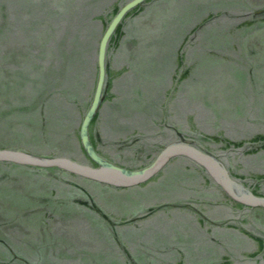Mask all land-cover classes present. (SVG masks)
I'll return each mask as SVG.
<instances>
[{
  "label": "rangeland",
  "instance_id": "374dc122",
  "mask_svg": "<svg viewBox=\"0 0 264 264\" xmlns=\"http://www.w3.org/2000/svg\"><path fill=\"white\" fill-rule=\"evenodd\" d=\"M63 1L0 0L4 49L32 14L87 15L70 46L60 27L63 59L49 75L37 63L43 53L33 59L15 44L18 59L0 55V148L89 164L78 130L98 41L127 0ZM120 31L107 45L105 99L88 129L100 155L135 169L181 135L264 195V0H146ZM156 175L120 188L0 162V264H264V208L235 204L180 155Z\"/></svg>",
  "mask_w": 264,
  "mask_h": 264
},
{
  "label": "water",
  "instance_id": "95a60500",
  "mask_svg": "<svg viewBox=\"0 0 264 264\" xmlns=\"http://www.w3.org/2000/svg\"><path fill=\"white\" fill-rule=\"evenodd\" d=\"M145 0H127L110 18L107 26L98 41L97 49V79L94 85L92 99L81 118L79 126V143L87 154L91 163L86 164L78 162L71 157L64 155H42L27 150L16 148H0V162L6 161L16 163L22 166L40 167V168H56L66 173L81 176L89 180H94L101 184L115 186L120 188L136 186L146 182L152 176L163 168L168 160L178 155L193 160L202 167L220 189L234 202H239L244 206L262 207L264 208V195L256 194L247 185L235 177H232L229 169H227L224 161L218 158L212 151L199 147L194 141L187 140L179 135L178 139L167 142L162 146L156 156L145 166L130 169L120 164L108 160L103 155L97 153L89 136V124L92 118L98 113L99 106L103 101L105 79H106V49L107 42L121 19L128 13L131 8L139 6Z\"/></svg>",
  "mask_w": 264,
  "mask_h": 264
},
{
  "label": "trees",
  "instance_id": "16d2710c",
  "mask_svg": "<svg viewBox=\"0 0 264 264\" xmlns=\"http://www.w3.org/2000/svg\"><path fill=\"white\" fill-rule=\"evenodd\" d=\"M141 4H139V6ZM58 6H60V5L58 4ZM120 6H116V7L112 8L110 14L113 16L117 12V10ZM139 6L131 8V10H129L128 13L136 11L137 9H139ZM101 10L98 9V14H95V15H100V18L101 17L103 18L106 11L103 10V8ZM59 11L62 13L57 12L56 14H51L52 17L50 15H47L46 17H44L45 15L42 14L41 18H39V19H37V17L33 18L32 15H34V14H32L31 15L32 18L31 17H29L27 19L24 18V19H26L25 22L21 23L22 25H20L17 30H14L13 34L10 33V36H12V39H13L12 43H15L17 45L16 47L18 48L19 51L23 49L27 53V55L29 54L30 57L33 59H35L37 57V55L39 56L40 54L43 53L42 57H44L45 59L42 58V59L38 60L39 62L37 60H35V61H37V63H39L41 65V67L43 64L42 68L47 71L48 75H49L50 71L54 72V70H56L58 68L57 66L59 65L61 59H63V56L60 55V52L58 49L59 48L58 46L60 45L58 38L62 37V35H63L61 33L62 31H61L60 27H62V28L65 27V28L69 29V34H68L69 38L66 37L68 39V41H66L67 43L64 42L63 44L70 46V45H72L71 43H73L70 41V39L73 40L72 36H74L72 31H74L75 28H77V27H82L83 26L82 24L87 23V22H85V20L87 19V17H86L87 15H84L85 12L84 13L80 12L78 14L73 13V15H71V14H68L69 12H67V11H64V10H59ZM42 13H44V12H42ZM65 13L68 16L63 17V15ZM128 13L126 15H128ZM74 16H75V18H77V20H78L77 22H74V20H72ZM82 16H84V17L81 18ZM85 17H86V19H85ZM123 18L121 19L122 21H123ZM59 19H64V20H62V22H60L61 24L57 23L59 21ZM88 20H90V19L88 18ZM122 21L118 24V27L115 29V32L109 38L108 42L109 41L111 42L113 40V38L115 37V35H117L118 32H121L120 28H121ZM15 44H13V45L15 46ZM63 44H61V45H63ZM13 45H8L7 46L8 48L5 47V49L2 47V45L0 46V55H2L3 57L7 56L10 59V61H12V62H13L12 59L15 60V59H18V57H19L17 55L19 53H18L17 49L13 47ZM106 51H107V49H106ZM0 61H1V58H0ZM1 64L2 63H0V65ZM0 67L2 68V65ZM34 68H36L37 71L39 69L38 65H36ZM5 70H8V69L5 68ZM21 71L16 69V73L19 72L21 74ZM37 75L38 74H36V76ZM105 76L108 77L106 74H105ZM40 84H41V81L36 82L35 87L38 88V86H40ZM56 95H57V93H56ZM38 98L44 100V97L39 96ZM104 99H105V97H104ZM104 99H103V101H104ZM97 115H98V113L92 118L91 123L94 122ZM90 139L92 142V138H90ZM92 143H93L94 148L97 151V153H99L98 150L96 149L95 143L94 142H92ZM158 150H157V152H158ZM251 190H253V189L251 188ZM253 191L256 194L258 193L256 190H253ZM228 199H230V198L228 197ZM234 203L236 204L237 202H234ZM237 204L246 208V209L252 208L249 206L246 207L240 203H237ZM258 207H260V206H258ZM258 207H253V208H258Z\"/></svg>",
  "mask_w": 264,
  "mask_h": 264
},
{
  "label": "flooded vegetation",
  "instance_id": "af4514ba",
  "mask_svg": "<svg viewBox=\"0 0 264 264\" xmlns=\"http://www.w3.org/2000/svg\"><path fill=\"white\" fill-rule=\"evenodd\" d=\"M89 125H90V124H89ZM177 139H178V138H177ZM90 140H91V139H90ZM168 142H169V141H168ZM163 146H164V145H163ZM161 147H162V146H161ZM161 147H160V148H161ZM204 149H206V148H204ZM156 154H157V153H156ZM155 156H156V155H155ZM173 158H174V157H173ZM169 160H170V159H169ZM169 160H168V162H169ZM167 164H168V163H167ZM167 164H166V165H167ZM166 165H165V166H166ZM161 169H162V168H161ZM161 169H160V170H161ZM160 170H159V171H160ZM230 174H231V172H230ZM231 175H232V174H231ZM156 176H157V175H154V176H152L151 178H154V177H156ZM238 180H240V181L242 182L241 179H238Z\"/></svg>",
  "mask_w": 264,
  "mask_h": 264
}]
</instances>
